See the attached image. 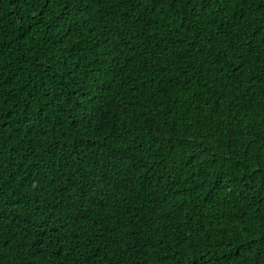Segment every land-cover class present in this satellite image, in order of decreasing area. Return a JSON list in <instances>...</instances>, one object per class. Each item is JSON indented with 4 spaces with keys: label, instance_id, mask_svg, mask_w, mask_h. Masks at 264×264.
I'll use <instances>...</instances> for the list:
<instances>
[{
    "label": "trees",
    "instance_id": "1",
    "mask_svg": "<svg viewBox=\"0 0 264 264\" xmlns=\"http://www.w3.org/2000/svg\"><path fill=\"white\" fill-rule=\"evenodd\" d=\"M0 264H264V0H0Z\"/></svg>",
    "mask_w": 264,
    "mask_h": 264
},
{
    "label": "snow or ice",
    "instance_id": "2",
    "mask_svg": "<svg viewBox=\"0 0 264 264\" xmlns=\"http://www.w3.org/2000/svg\"><path fill=\"white\" fill-rule=\"evenodd\" d=\"M0 235H2V232H0ZM66 257L67 253H64L62 249H57L53 254L51 264H67Z\"/></svg>",
    "mask_w": 264,
    "mask_h": 264
}]
</instances>
